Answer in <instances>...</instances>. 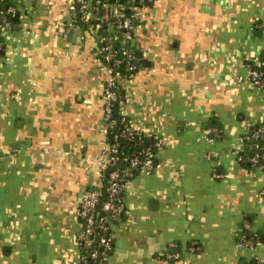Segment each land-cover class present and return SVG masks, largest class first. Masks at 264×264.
<instances>
[{
    "label": "crops",
    "instance_id": "obj_1",
    "mask_svg": "<svg viewBox=\"0 0 264 264\" xmlns=\"http://www.w3.org/2000/svg\"><path fill=\"white\" fill-rule=\"evenodd\" d=\"M14 1L0 57V264H76L79 203L103 186L100 34L71 25L68 0ZM137 19L127 37L141 66L120 80L119 110L165 144L124 188L108 264H264V151L258 168L235 154L264 126V89L248 79L264 0H153ZM207 128L220 138L204 140ZM243 231L262 237L241 246Z\"/></svg>",
    "mask_w": 264,
    "mask_h": 264
},
{
    "label": "built area",
    "instance_id": "obj_2",
    "mask_svg": "<svg viewBox=\"0 0 264 264\" xmlns=\"http://www.w3.org/2000/svg\"><path fill=\"white\" fill-rule=\"evenodd\" d=\"M68 1L71 25H75L78 18L88 22L91 15L95 16V8L92 6L91 0ZM128 1L136 2L137 0ZM144 1L140 0L141 3ZM109 5L113 8L114 12L112 15L116 19L115 21H110L109 24L113 27L117 26L131 30L135 20L138 18V12L134 11L130 16L124 17L123 12L127 8L126 4L115 0L114 3ZM17 12L16 3L7 7L6 10H1L0 8V57L4 49L3 33L12 28L7 16L14 17ZM128 35H130L129 32L126 33V36ZM100 40L104 41L105 38L100 36ZM99 51L101 56L98 54V61L108 74L103 92L104 115L102 127L106 149L98 158L103 186L101 189L87 191L79 203L77 215L82 221V227L77 235V243L79 247L85 249L86 257H89L97 264H108L109 252L112 249L111 244L114 241L113 228L117 222L122 220L126 213L125 195H123L124 188L137 175L152 173L157 168V151L163 147L165 142L161 138L143 134L149 139L147 146L140 147L132 151V153H127L124 150L125 143L123 140L127 137L129 138L128 140H135V131L123 114L119 118L115 116V111L121 103L119 96L120 80L123 78L121 71L123 66L128 72L137 71L139 60L137 55L129 50L123 51V58L115 57L111 51V45H106ZM248 79L255 87L264 89V58L258 64V68L250 69ZM117 126H121L122 130L115 132L114 128ZM260 135L264 137V126L256 132L254 138ZM219 136V131L215 129L207 128L203 132V139L208 142L216 140ZM256 148L260 149L259 146H256ZM235 154L238 155L239 151H236ZM259 158L260 155L257 153L251 159V162L255 165L258 163ZM123 161L126 162V166H123ZM100 204H102V211L108 212V215H102L101 211L98 210ZM247 243L248 240L243 237L241 246H245Z\"/></svg>",
    "mask_w": 264,
    "mask_h": 264
},
{
    "label": "trees",
    "instance_id": "obj_3",
    "mask_svg": "<svg viewBox=\"0 0 264 264\" xmlns=\"http://www.w3.org/2000/svg\"><path fill=\"white\" fill-rule=\"evenodd\" d=\"M91 1H92V6L95 8L94 9V12H95L94 18H90V20L88 22H84L78 18L75 25L79 26V27H83L84 29L88 28L89 25H92L93 30H96L97 33L100 34V36L105 38L104 41H101V40L99 41V49H101L102 47H104L106 45H111V51L115 55V57L123 58L124 56L122 53L124 50L133 51L134 54L137 55L135 48H133L131 46V40H130L131 38L126 36V33L129 32V34H130L129 36L132 37L133 36L132 30L134 28H132L131 30H126L124 28H119L116 26V27H114V29L112 31L107 30L105 28V26H106L105 21L106 20L115 21L116 19L112 14H110L109 11H107V9H105L104 6L109 5L111 3H114L115 0H91ZM152 2H153V0L150 2L148 0H145L142 3L140 2V0H137L136 2H129L128 0H119V3L126 4V6H127V8L123 12L124 17L130 16V14H132L134 11L138 12L139 9H141L147 5L152 4ZM14 3H15L14 0L0 1V8H1V10L2 9L6 10L7 7L13 5ZM18 16H19L18 12L16 13V15L14 17L7 16L8 21L11 23L12 27L16 24ZM136 22H138V19L135 20V23ZM2 40L4 41L3 37H2ZM99 56H101V52L99 53ZM263 58H264V55H263L262 59ZM137 66L139 69L141 66L140 61H138ZM256 68H258V65H251V69H256ZM138 69H137V71H138ZM137 71L128 72L125 69V67L123 66V69L121 71V75L123 78L127 77V76L130 77V76L134 75ZM119 96H120V100H121L120 91H119ZM119 107L120 106H118L116 111H115V116L117 118L122 116V113L118 109ZM262 126L263 125H258L252 130V132L246 138L247 146L245 147V149L239 151V154L237 155V159H238L239 163L242 164L243 166H246L248 168H251V167L258 168V167L263 165L264 137L262 135H260L257 138H254V135ZM209 127L215 128L214 126H209ZM121 130H122L121 126H117L114 128L115 132L121 131ZM219 134H220V131H219ZM134 136H135V140H133V141H132V139L128 140L129 139L128 137L125 138V140H123L125 143L124 150L127 151V153H132V151L137 150L140 147H145V146H147V143L149 142V139L147 137L143 136V134L137 133L136 131L134 133ZM256 146H259L260 149H257ZM157 153H158V151H157ZM257 153L260 155V158L258 160V163L254 165L251 162V159ZM156 162L158 163L157 158H156ZM122 164H123V166L127 165L126 162H124V161ZM123 195H125L124 191H123ZM98 210L101 211L102 215H108V212L102 211V204L99 205ZM123 218H122V220H123ZM118 223L119 222H117L116 225ZM81 224H82V221H81ZM243 237H246V240H248V242H252L253 244H256L258 241H260L262 235L257 234V233L252 234L251 232L243 231L239 235L240 245H241V243H243ZM111 245H112V249H113L114 241L112 242ZM79 249L81 252V261H79L78 264H97L95 261H92L89 257H86L87 253L83 247H79ZM112 249L109 252V256H111V254H112Z\"/></svg>",
    "mask_w": 264,
    "mask_h": 264
},
{
    "label": "water",
    "instance_id": "obj_4",
    "mask_svg": "<svg viewBox=\"0 0 264 264\" xmlns=\"http://www.w3.org/2000/svg\"><path fill=\"white\" fill-rule=\"evenodd\" d=\"M134 25H135V24H134ZM140 56H141V55L138 53V54H137V57H140Z\"/></svg>",
    "mask_w": 264,
    "mask_h": 264
}]
</instances>
